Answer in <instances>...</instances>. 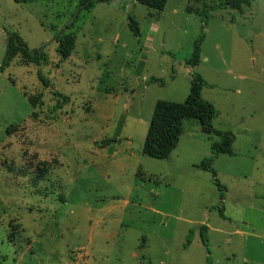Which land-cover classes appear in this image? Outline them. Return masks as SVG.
I'll use <instances>...</instances> for the list:
<instances>
[{"label":"rangeland","instance_id":"374dc122","mask_svg":"<svg viewBox=\"0 0 264 264\" xmlns=\"http://www.w3.org/2000/svg\"><path fill=\"white\" fill-rule=\"evenodd\" d=\"M247 1L204 24L193 0H169L162 13L115 0L80 14L79 0H0V66L7 32L50 60L15 58L0 74V264H264V0ZM76 17L64 32L76 49L57 68L56 36ZM202 32L195 71L214 87L202 98L220 113L214 128L236 136L235 156L213 162L223 201L199 168L221 139L197 121L167 160L142 152L157 102L188 98ZM56 93L68 104L54 112Z\"/></svg>","mask_w":264,"mask_h":264},{"label":"trees","instance_id":"16d2710c","mask_svg":"<svg viewBox=\"0 0 264 264\" xmlns=\"http://www.w3.org/2000/svg\"><path fill=\"white\" fill-rule=\"evenodd\" d=\"M16 4L22 5L27 3H32L36 1L43 0H13ZM115 0H79V14L82 11L92 12L96 4L99 3H112ZM138 4L148 8L157 13H162L166 9L169 0H136ZM195 2L201 3L203 5V11L200 13L204 17V24L208 19V13L219 9H231L234 11L242 12L243 8L249 5L247 0H214L218 2L217 6L209 7V0H193ZM76 19L65 27L63 32H60L56 36L57 54L59 56V63L57 68L61 64L71 57L72 53L76 49V39L75 36H70L64 34L65 31L71 30L75 25ZM129 28L134 33L137 38L141 37V32L139 29V24L129 17ZM8 42L6 57L0 66V74L5 72L7 68L10 67L12 61L15 58H19L21 66H49L50 60L48 55L44 50H31L27 44L19 37L17 34H11L7 32ZM206 34L202 32L200 37L195 41L193 46V52L189 60H187V66L193 70L190 94L184 103L168 102V101H158L153 113V117L150 123L149 131L143 146V155L156 160H167L170 155L178 147L180 140L184 133V123L186 121L195 120L200 125V131L206 135H216L220 137V142L214 143L212 145L213 158L205 160L199 167L203 171L210 172L213 175L214 183L221 191V199L224 200V192L226 190L219 180L217 179V173L213 168L214 158L220 155H227L230 157L235 156L233 145L236 142V136L232 132H223L216 130L213 126V122L220 115L218 110L209 102L202 98V93L205 88L211 87L207 81L195 70L201 64L202 59V46L204 44ZM170 57L174 59L175 55L172 53H167ZM39 79L41 80L44 87L49 86V80L45 78L40 72L38 73ZM174 77V71L172 72V78ZM150 83H159L161 86H166V81L164 80H154L151 79ZM56 96L64 99V103H58L55 105L53 111L63 109V107L68 104V98L63 97L56 93ZM41 96L31 97L30 104L36 107L40 102ZM8 134L10 130H8ZM101 148H104V144ZM220 216L227 220L223 211H220ZM208 227L203 226L200 229V237L205 247H208ZM194 232L191 231L187 238V242L184 249L187 250L193 241ZM210 263V258L207 260Z\"/></svg>","mask_w":264,"mask_h":264},{"label":"crops","instance_id":"0c3cea01","mask_svg":"<svg viewBox=\"0 0 264 264\" xmlns=\"http://www.w3.org/2000/svg\"><path fill=\"white\" fill-rule=\"evenodd\" d=\"M213 86V85H212Z\"/></svg>","mask_w":264,"mask_h":264}]
</instances>
